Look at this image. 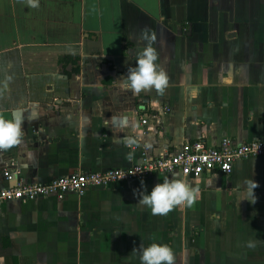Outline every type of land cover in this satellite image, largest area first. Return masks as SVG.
Listing matches in <instances>:
<instances>
[{"label": "crops", "instance_id": "crops-1", "mask_svg": "<svg viewBox=\"0 0 264 264\" xmlns=\"http://www.w3.org/2000/svg\"><path fill=\"white\" fill-rule=\"evenodd\" d=\"M144 29L155 33L157 63L168 75L163 96L121 85L145 46ZM0 115L23 121L21 143L0 157L28 183L128 168L141 161L146 141L156 155L200 138L264 139V0H39L37 8L0 0ZM129 136L137 149L127 146ZM166 177L174 176L4 202L0 257L140 264L141 243H162L175 264H264V156L237 160L229 175L182 178L199 189L194 204L152 215L136 193ZM252 179L254 195L241 201ZM11 184L0 169V189Z\"/></svg>", "mask_w": 264, "mask_h": 264}, {"label": "built area", "instance_id": "built-area-1", "mask_svg": "<svg viewBox=\"0 0 264 264\" xmlns=\"http://www.w3.org/2000/svg\"><path fill=\"white\" fill-rule=\"evenodd\" d=\"M148 109L144 108V110ZM165 109L169 110V108ZM151 115L154 116L153 113ZM149 116L145 114L141 122L148 124ZM127 146L138 148V144H127ZM251 156H264V139L234 142L231 138H226L220 144L212 145L200 138L188 140L179 147L169 148L156 155L144 149L141 161L128 168H110L93 172L77 171L49 182L37 183L26 182L13 160L5 161L0 157V169L5 179L12 183L0 189V206L11 200L27 202L51 196L63 199L68 194H84L92 187H107L112 182L146 178L155 174H172L177 178L229 175L233 172L237 160Z\"/></svg>", "mask_w": 264, "mask_h": 264}, {"label": "clouds", "instance_id": "clouds-1", "mask_svg": "<svg viewBox=\"0 0 264 264\" xmlns=\"http://www.w3.org/2000/svg\"><path fill=\"white\" fill-rule=\"evenodd\" d=\"M27 6L37 8L39 0H26ZM145 41V46L137 52L135 64L129 65L126 75H123L121 85L125 90L131 91L134 95L142 92L155 90L163 96L169 84L166 71L157 63L159 54L153 44L156 41L155 33L144 29L141 37ZM127 63V61H126ZM11 80L7 77L5 83ZM24 135L23 121L20 118H6L0 115V150L9 149L21 143ZM139 132L137 131V137ZM138 139L127 137L126 144H138ZM143 147L150 149L152 144L144 142ZM131 156V153H129ZM245 191L239 193L241 201L248 199L249 195H254V190L258 186L257 181L245 180L242 185ZM137 203L151 210L152 215L164 216L177 207L192 206L199 197V189L191 185L190 182L176 178L167 177L161 183H157L150 192L145 190L137 191ZM249 200V199H248ZM248 247H255V241H249ZM134 248L132 251L135 252ZM140 264H175L174 250L167 244L151 243L139 246ZM0 264H4V257H0Z\"/></svg>", "mask_w": 264, "mask_h": 264}, {"label": "trees", "instance_id": "trees-1", "mask_svg": "<svg viewBox=\"0 0 264 264\" xmlns=\"http://www.w3.org/2000/svg\"><path fill=\"white\" fill-rule=\"evenodd\" d=\"M15 264H18V262L15 260Z\"/></svg>", "mask_w": 264, "mask_h": 264}, {"label": "rangeland", "instance_id": "rangeland-1", "mask_svg": "<svg viewBox=\"0 0 264 264\" xmlns=\"http://www.w3.org/2000/svg\"><path fill=\"white\" fill-rule=\"evenodd\" d=\"M116 182H119V181H116ZM112 183H114V182H112ZM111 184V183H110Z\"/></svg>", "mask_w": 264, "mask_h": 264}]
</instances>
